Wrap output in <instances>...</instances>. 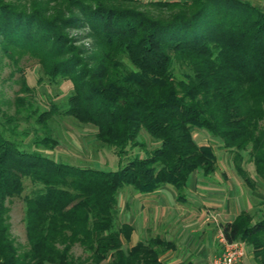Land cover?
<instances>
[{"label":"trees","instance_id":"obj_1","mask_svg":"<svg viewBox=\"0 0 264 264\" xmlns=\"http://www.w3.org/2000/svg\"><path fill=\"white\" fill-rule=\"evenodd\" d=\"M71 29H86L90 46H75ZM0 52L14 67L23 55L34 60L36 85L70 84L62 101L52 92L37 101L22 78L12 114L0 106V264H161L172 244L158 236L122 248L131 227L117 222V199L162 186L183 199L190 173L212 175L215 155L195 143L196 129L231 155L247 187L264 185V10L251 3L0 0ZM53 117L92 126L94 154L107 149L116 169L73 166L41 152L57 143L48 128ZM29 122L38 128L19 131ZM140 130L158 145L146 149ZM135 148L144 155L128 156ZM11 198L23 203L22 251L9 233ZM220 227L264 264V214L241 211Z\"/></svg>","mask_w":264,"mask_h":264},{"label":"crops","instance_id":"obj_2","mask_svg":"<svg viewBox=\"0 0 264 264\" xmlns=\"http://www.w3.org/2000/svg\"><path fill=\"white\" fill-rule=\"evenodd\" d=\"M198 135L197 140L193 137L196 144L212 148L202 142L205 137L202 132ZM219 152L228 153L222 148ZM215 166L212 180H206L196 171L190 173L183 199H176L169 186L147 194L129 191L120 194L118 214L121 222L131 227L128 239L120 237L121 245L130 248L136 242L158 236L172 244L159 257L161 264H211L220 249L216 233L222 224L230 222L241 211L255 218L264 214V185L260 181L254 180L253 188H249L234 168L217 161ZM240 263L255 264L249 250Z\"/></svg>","mask_w":264,"mask_h":264},{"label":"rangeland","instance_id":"obj_3","mask_svg":"<svg viewBox=\"0 0 264 264\" xmlns=\"http://www.w3.org/2000/svg\"><path fill=\"white\" fill-rule=\"evenodd\" d=\"M139 1L145 2L148 0ZM244 1H247L257 8L264 10V0ZM86 32V29H71L67 31V33L73 38V44L75 46H83L84 48L90 46V40L87 38ZM15 68L18 69L15 70ZM39 73L40 72L37 65H35V61L30 59L28 55L21 56L20 60L18 61L17 67H14L0 52V106L5 113L11 115L14 110L13 101L16 92L19 90L20 79L22 78L25 80V84L34 88L35 99L37 101H41V99L45 100L44 97L49 92L59 93V96L56 98V100H63L64 95L67 94V92L70 90V84L68 82L61 83V85L58 87L49 85V87H45V84L36 85L35 81ZM42 81L45 80L42 79ZM32 128H38V126L33 125L29 122V124L21 123L18 127L19 131L27 129L30 133H32ZM48 128H50L51 136L56 138L57 143L51 151L43 150L41 148L40 150L51 159L78 167L88 166L105 171L116 169L117 157L107 149H100L99 151H95L94 154V150L95 148H97V145L94 143V128L92 126L79 125L72 118L68 117H53L52 120L48 122ZM196 130L192 131V137L197 140L199 136L198 132L203 133L205 137L202 142L204 144H210L212 146L216 154L217 163H223L233 168L231 155L229 153L221 155L219 152V150H221V148L219 147V143H215V141L213 142V139H211V137H209L205 131L198 129ZM36 135L42 136L39 129H37ZM139 138H142L144 140L146 149H152L153 147L158 145L157 141H150L151 138L143 130H140ZM132 155L142 157L144 155V152L140 148H135L128 154V156ZM239 164L248 173V176L252 178L253 171H251V164L247 162L246 159L242 160V162H240ZM214 174L215 173L208 177H205V179L212 180ZM243 188H241V191H243ZM28 190L29 186H27L23 194L27 193ZM123 190L131 189L128 187H124ZM5 205L8 209L7 223L9 226L10 236L13 239L14 245L17 247L18 251H22L26 247L24 229L22 224V200L21 198H11L6 201ZM259 216H261V214L257 215V217ZM121 221V216L120 214H118L117 222ZM125 247L126 245L123 244L122 248L125 249ZM72 253L75 256H78L81 252L78 247H74L72 249Z\"/></svg>","mask_w":264,"mask_h":264},{"label":"built area","instance_id":"obj_4","mask_svg":"<svg viewBox=\"0 0 264 264\" xmlns=\"http://www.w3.org/2000/svg\"><path fill=\"white\" fill-rule=\"evenodd\" d=\"M220 249L212 258L211 264H240L246 253V247L239 241H227L221 230L216 233Z\"/></svg>","mask_w":264,"mask_h":264}]
</instances>
